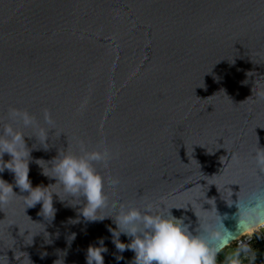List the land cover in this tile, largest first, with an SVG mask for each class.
<instances>
[{
    "label": "water",
    "instance_id": "water-1",
    "mask_svg": "<svg viewBox=\"0 0 264 264\" xmlns=\"http://www.w3.org/2000/svg\"><path fill=\"white\" fill-rule=\"evenodd\" d=\"M10 107L38 117L50 109L65 132L32 151L34 187L55 182L36 160L68 142H103L118 153L98 165L121 179L116 198L186 206L207 192L235 230L237 208L219 190L252 167L257 137L264 147V0H0V119ZM0 175L14 183L13 173ZM54 207L51 221L22 196L0 207V264H87L100 238L105 264H132L135 253L112 242L111 218L70 224L77 209L55 198ZM172 212L198 226L190 207Z\"/></svg>",
    "mask_w": 264,
    "mask_h": 264
},
{
    "label": "clouds",
    "instance_id": "clouds-1",
    "mask_svg": "<svg viewBox=\"0 0 264 264\" xmlns=\"http://www.w3.org/2000/svg\"><path fill=\"white\" fill-rule=\"evenodd\" d=\"M62 133L65 132L58 128L50 109H45L42 117H38L26 108H9L7 121L0 119V173L7 170L15 179L10 183L0 175V207L22 196L27 208L42 204L41 214L51 221L57 211L55 198L77 209V216L69 218L67 223H81V218L83 222L111 218L116 225L109 228L112 242L121 254L126 250L135 253L132 264H221L219 257L224 249L247 234L235 251L224 257L222 264H245L246 261L256 264L257 253L252 240L264 235L261 231L264 229V147L260 146L258 137L251 149V168L230 176L223 192L214 181L210 184L217 186L229 206L237 208L233 216L235 230H230L224 223L227 216L221 215L216 198L208 197L207 192L194 193L185 202L186 206L172 203L165 197H145L138 202L116 198L121 179L101 171L98 165L107 169L118 153L103 142L91 149L82 140L77 141L76 148L70 147L68 142L67 148L61 147L50 161L36 160L42 174L55 182L34 187L29 178L32 151L38 146L47 150L50 142ZM33 137L36 143L30 147L26 138ZM5 155L9 159H4ZM199 181L190 182L189 188L209 184L208 180L207 184ZM233 185L239 186L238 192ZM15 188L27 195H18ZM206 204L210 207H205ZM189 207L198 218L195 229L191 223H186L187 217H177L172 212L174 208ZM26 230L28 234L31 231ZM121 235L128 237V241H122ZM75 236L72 233L70 241ZM107 252L105 239L100 238L88 247L87 264H105ZM115 259L119 262L123 256L117 255Z\"/></svg>",
    "mask_w": 264,
    "mask_h": 264
},
{
    "label": "built area",
    "instance_id": "built-area-1",
    "mask_svg": "<svg viewBox=\"0 0 264 264\" xmlns=\"http://www.w3.org/2000/svg\"><path fill=\"white\" fill-rule=\"evenodd\" d=\"M261 231H262V234H264V229H262ZM246 238H247V234H244L241 237H239V239L233 244L234 248L236 249L238 243L241 240H244ZM252 246H253L254 250L256 251V253H257L256 264H264V260L262 258V255H263V252H264V235H262L261 238H254L252 240ZM245 264H248V262L246 261Z\"/></svg>",
    "mask_w": 264,
    "mask_h": 264
},
{
    "label": "rangeland",
    "instance_id": "rangeland-1",
    "mask_svg": "<svg viewBox=\"0 0 264 264\" xmlns=\"http://www.w3.org/2000/svg\"><path fill=\"white\" fill-rule=\"evenodd\" d=\"M234 246H231L229 248H227L224 252L221 253V257L224 260V257H226L227 255L231 254L232 252H234ZM222 264V263H221Z\"/></svg>",
    "mask_w": 264,
    "mask_h": 264
},
{
    "label": "trees",
    "instance_id": "trees-1",
    "mask_svg": "<svg viewBox=\"0 0 264 264\" xmlns=\"http://www.w3.org/2000/svg\"><path fill=\"white\" fill-rule=\"evenodd\" d=\"M262 258H263V260H264V252H263Z\"/></svg>",
    "mask_w": 264,
    "mask_h": 264
}]
</instances>
